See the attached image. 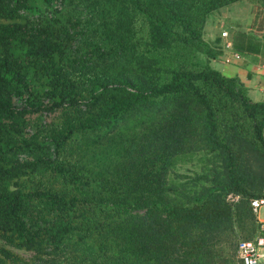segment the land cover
Here are the masks:
<instances>
[{
	"label": "trees",
	"instance_id": "obj_1",
	"mask_svg": "<svg viewBox=\"0 0 264 264\" xmlns=\"http://www.w3.org/2000/svg\"><path fill=\"white\" fill-rule=\"evenodd\" d=\"M236 1L0 0V264H238L264 100L201 37Z\"/></svg>",
	"mask_w": 264,
	"mask_h": 264
},
{
	"label": "crops",
	"instance_id": "obj_2",
	"mask_svg": "<svg viewBox=\"0 0 264 264\" xmlns=\"http://www.w3.org/2000/svg\"><path fill=\"white\" fill-rule=\"evenodd\" d=\"M215 12H222L220 32L225 31L226 37H220L219 32L204 39L218 51L209 65L226 77L236 76L252 100H264V0H238L210 16ZM232 53H238L239 59L232 58Z\"/></svg>",
	"mask_w": 264,
	"mask_h": 264
},
{
	"label": "built area",
	"instance_id": "obj_3",
	"mask_svg": "<svg viewBox=\"0 0 264 264\" xmlns=\"http://www.w3.org/2000/svg\"><path fill=\"white\" fill-rule=\"evenodd\" d=\"M220 36L226 37L225 31H221ZM225 47L229 48L230 43H226ZM231 56L234 59H239L238 53H232ZM237 198V195H226V200L229 202H234ZM250 205L251 211L258 223V231L262 235L255 236L251 240H238L236 245V259L238 264H264V216L260 218L258 215L259 208H264V198L253 199Z\"/></svg>",
	"mask_w": 264,
	"mask_h": 264
},
{
	"label": "rangeland",
	"instance_id": "obj_4",
	"mask_svg": "<svg viewBox=\"0 0 264 264\" xmlns=\"http://www.w3.org/2000/svg\"><path fill=\"white\" fill-rule=\"evenodd\" d=\"M242 10V9H240ZM211 13H209L206 18L204 19L203 21V25H202V32H201V37L202 39L204 40L206 37L210 36V34H213V33H219L220 32V27L222 25V22H221V13L219 12H215V13H212L213 16H210ZM227 14V13H226ZM225 13H223V16H226ZM218 19V21H216ZM221 37V36H220ZM196 57L198 59H200L201 61H204V56L203 55H196ZM233 58V57H232ZM209 65V63H208ZM211 65V66H210ZM210 67L214 69V66L213 64L210 63ZM187 168H191L190 170H197L198 167L194 164V165H191L190 163H183V164H180L177 168V171L179 172H184V173H187L188 174V171H187ZM263 211H264V208L263 207H260L259 208V211H258V215L259 217H262L263 216ZM17 253L22 256L23 258H28L29 257V254L28 253H25V252H22V251H17Z\"/></svg>",
	"mask_w": 264,
	"mask_h": 264
}]
</instances>
